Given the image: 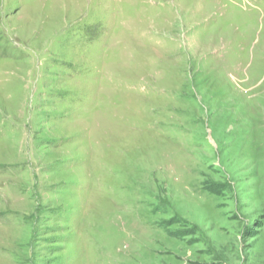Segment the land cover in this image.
<instances>
[{"label":"rangeland","instance_id":"1","mask_svg":"<svg viewBox=\"0 0 264 264\" xmlns=\"http://www.w3.org/2000/svg\"><path fill=\"white\" fill-rule=\"evenodd\" d=\"M0 264H264V0H0Z\"/></svg>","mask_w":264,"mask_h":264}]
</instances>
